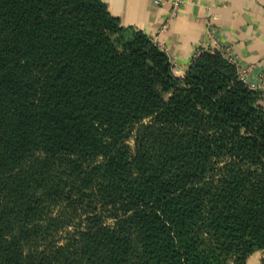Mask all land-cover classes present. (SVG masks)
Returning a JSON list of instances; mask_svg holds the SVG:
<instances>
[{"label":"trees","instance_id":"trees-1","mask_svg":"<svg viewBox=\"0 0 264 264\" xmlns=\"http://www.w3.org/2000/svg\"><path fill=\"white\" fill-rule=\"evenodd\" d=\"M172 70L102 0H0V264H264L260 93Z\"/></svg>","mask_w":264,"mask_h":264},{"label":"crops","instance_id":"crops-1","mask_svg":"<svg viewBox=\"0 0 264 264\" xmlns=\"http://www.w3.org/2000/svg\"><path fill=\"white\" fill-rule=\"evenodd\" d=\"M123 26H132L163 49L182 78L197 49H227L250 80L264 78V0H102ZM264 104V100L262 101ZM261 253L245 264H262Z\"/></svg>","mask_w":264,"mask_h":264},{"label":"built area","instance_id":"built-area-1","mask_svg":"<svg viewBox=\"0 0 264 264\" xmlns=\"http://www.w3.org/2000/svg\"><path fill=\"white\" fill-rule=\"evenodd\" d=\"M183 2V0H172L171 4H172V12L170 14V16H172L174 14V10L181 5V3ZM155 4H160L161 0H155L154 1ZM199 49H197L198 51ZM210 50H219L221 53H223L232 63L235 64L237 71H238V76L239 79L251 90H255L257 92L260 93V97L262 98V100H264V78L262 79L261 82L257 83L255 81H252L249 79L248 77V70L246 68L240 67L237 62L235 61V59L233 57H231V55L229 54V52L227 51V49H210ZM196 51V52H197Z\"/></svg>","mask_w":264,"mask_h":264},{"label":"rangeland","instance_id":"rangeland-1","mask_svg":"<svg viewBox=\"0 0 264 264\" xmlns=\"http://www.w3.org/2000/svg\"><path fill=\"white\" fill-rule=\"evenodd\" d=\"M128 144H129L130 146H132V145H133V143H132V141H131V140H129V141H128ZM77 219H78V218H77ZM74 221H76V220H74ZM77 222H78V220H77ZM110 222H111L110 220H108V221H107V223H110Z\"/></svg>","mask_w":264,"mask_h":264}]
</instances>
